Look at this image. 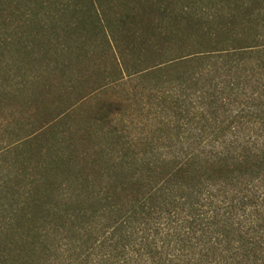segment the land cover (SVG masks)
<instances>
[{
  "label": "trees",
  "instance_id": "trees-1",
  "mask_svg": "<svg viewBox=\"0 0 264 264\" xmlns=\"http://www.w3.org/2000/svg\"><path fill=\"white\" fill-rule=\"evenodd\" d=\"M96 3L99 82L0 145V264H264V0Z\"/></svg>",
  "mask_w": 264,
  "mask_h": 264
},
{
  "label": "rangeland",
  "instance_id": "rangeland-1",
  "mask_svg": "<svg viewBox=\"0 0 264 264\" xmlns=\"http://www.w3.org/2000/svg\"><path fill=\"white\" fill-rule=\"evenodd\" d=\"M96 1L0 0V85L11 89L17 82L22 87L18 93L9 92L4 100L3 115L10 127L0 129V145L24 138L99 82V49L79 60L63 46L72 38L69 24L79 14L77 8L95 7ZM84 26L90 29L89 22ZM85 33L88 43L91 34ZM85 75L87 81H78ZM70 79L76 82L69 86L72 89L67 86ZM89 114L90 109L85 108L79 121L85 122ZM69 122L73 129L78 121ZM50 141L46 138L41 144Z\"/></svg>",
  "mask_w": 264,
  "mask_h": 264
}]
</instances>
